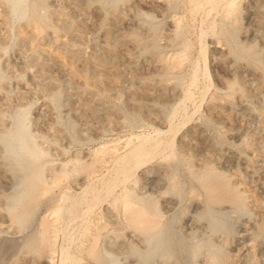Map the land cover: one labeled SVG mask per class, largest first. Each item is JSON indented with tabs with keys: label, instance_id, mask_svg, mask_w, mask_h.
<instances>
[{
	"label": "rangeland",
	"instance_id": "obj_1",
	"mask_svg": "<svg viewBox=\"0 0 264 264\" xmlns=\"http://www.w3.org/2000/svg\"><path fill=\"white\" fill-rule=\"evenodd\" d=\"M193 1L0 0V264H50L20 246L43 217L61 223L52 196L86 186L51 264H95L83 251L93 242L108 264H264V0L201 13ZM243 68L260 76L254 87ZM144 141L154 152L123 164ZM206 164L230 199L194 176ZM37 173L59 183L17 219ZM143 197L158 202L154 236L125 218Z\"/></svg>",
	"mask_w": 264,
	"mask_h": 264
},
{
	"label": "bare ground",
	"instance_id": "obj_2",
	"mask_svg": "<svg viewBox=\"0 0 264 264\" xmlns=\"http://www.w3.org/2000/svg\"><path fill=\"white\" fill-rule=\"evenodd\" d=\"M196 2V5H194V7L196 9H193L196 10V11H201V9L203 10L205 8V6H208V5H212L213 6H216L217 4H220L222 2H226L225 4L223 3V5H226V7L230 8L229 6H233V3H234V0H194ZM193 1V2H194ZM194 4V3H193ZM219 7V6H217ZM217 7H214V8H217ZM222 7H220L221 9ZM225 8V7H224ZM207 9V8H206ZM226 9V8H225ZM224 10V9H223ZM194 11V12H196ZM202 12V11H201ZM200 12V13H201ZM204 12V11H203ZM209 12V11H208ZM197 13V12H196ZM210 13V12H209ZM33 32L36 36V32L37 30L34 28L33 29ZM37 38V36L35 37ZM36 41V40H34ZM238 57V56H237ZM240 57V56H239ZM196 69L195 67L193 68V70ZM192 70V71H193ZM197 71V70H196ZM243 71L244 73L248 74L249 78H247L246 80V83H245V86L248 85L249 87H254L255 84L259 81V77L257 74L253 73L250 69H244L243 68ZM194 72V71H193ZM198 72V71H197ZM200 73V72H199ZM195 76H192V73H191V76L194 77L193 78V81L190 79V81H192L191 85L195 86L199 81H198V73H193ZM200 76V75H199ZM191 77V78H192ZM261 82V81H260ZM263 83V82H262ZM190 85V83H189ZM199 87V84L196 85ZM195 86V89H197ZM244 86V85H243ZM244 86V87H245ZM190 87V86H187L185 87L186 90L187 88ZM184 88V89H185ZM192 88V87H191ZM189 88V89H191ZM194 88V87H193ZM188 89V91H186V93L184 92L185 96L184 99L186 100L187 98H192L191 95L192 94V91H190ZM242 90V88H240ZM194 90V89H193ZM244 90V89H243ZM183 91V90H182ZM191 93H190V92ZM198 91V90H197ZM194 93H197L196 91ZM202 93V92H201ZM195 96V95H194ZM193 96V97H194ZM181 100V101H180ZM189 100V99H188ZM180 101V102H179ZM179 101H177V104L173 107V110H172V114L171 116H175L177 115L178 113L180 114V110H185V104H183V99H179ZM187 101V100H186ZM183 105H184V108L185 109H182L183 108ZM180 111V112H179ZM183 112V111H182ZM178 114V115H179ZM170 116V117H171ZM172 119V118H171ZM169 119V120H171ZM173 120V119H172ZM171 120V121H172ZM150 139V138H149ZM143 140V139H142ZM139 143V142H138ZM140 146L139 148H136L135 146V150L132 151L130 154H128L127 156H125L123 159H121V162L126 163L127 161H129V159L133 158V157H142L143 155L145 154H149L151 151L154 152V150H152L153 148H148V149H142V145L144 144H147V141L145 143L144 142H140ZM157 145V143H156ZM155 145V146H156ZM137 146V147H138ZM144 146H147V145H144ZM147 148V147H146ZM133 150V147L132 149ZM130 150V151H131ZM120 161V159H119ZM120 162V163H121ZM78 163V162H77ZM40 169V168H39ZM38 170V169H37ZM67 170V169H66ZM192 171V170H191ZM32 172H35V171H32ZM31 172V173H32ZM39 172V171H37ZM96 172V171H94ZM34 174V173H33ZM38 174V173H37ZM34 177L35 180H34V183L33 185L31 186L30 188V191H29V195H27V199H26V204H25V207L24 209H22V212H20L19 215H17V219L18 217L19 218H22V217H27V218H30L31 215L41 206L43 205V198L48 195L52 188L57 185L59 182H58V179H55L51 182H44L42 180H40V175L38 174ZM62 175H64V173H61ZM67 174V173H66ZM193 174V173H192ZM54 175V174H53ZM57 175V174H56ZM89 176V175H88ZM91 176V175H90ZM100 176V175H99ZM194 176H196V178L198 179V181H200L203 186L206 188V190L209 191V193L211 195H214L216 196V198H218L219 200H227L231 198V191L229 192L230 190V186H229V182L227 180V178L225 177V175L221 174V173H218L214 170V167H212V165H209V164H206L204 166V168L197 172ZM66 177V176H65ZM173 177V176H172ZM175 177V176H174ZM85 178V177H84ZM95 178V177H94ZM195 178V177H194ZM91 179V178H90ZM90 179H86L84 182H83V185L85 184L86 181L89 182ZM92 180V179H91ZM32 182V181H31ZM170 192L172 193H177L178 192V189H177V183H176V180L175 178H172L171 181H170ZM29 186V185H28ZM91 186V185H90ZM112 186V185H111ZM92 187V186H91ZM95 188L94 186L91 188L93 189ZM88 189V186H86L84 190V193H82V195H75L72 193L71 189H65L63 191H59L60 193L59 194H56L54 196H52L49 200H48V204L54 209V214L58 215L60 218H61V223L58 224L57 221H51L49 220L47 217H43V220L41 221L40 223V227L37 231H35L34 233L28 235L25 239V241L23 242V244L20 246V252L21 253H24V254H28V255H31V256H34L36 257L37 259L38 258H42L43 260L46 259L50 264L53 260V258L51 257L52 254L54 253L53 252V248L54 246H56V240H58V238L56 237V235L58 234V232H60V228H62L63 226L65 227L71 220H73L74 218H79L80 217V213H81V210H82V207L84 206L85 204V201H84V196L87 194H85V191ZM82 190V189H81ZM236 190V189H235ZM90 191V190H89ZM89 191H86V193H88ZM169 191V190H168ZM80 192V191H79ZM169 192V193H170ZM90 193V192H89ZM92 193V191H91ZM90 193V195H92ZM238 193V192H237ZM78 194V193H77ZM85 194V195H84ZM126 194V193H125ZM179 194V193H178ZM177 194V195H178ZM128 195V193H127ZM131 195V194H130ZM235 195V194H234ZM79 196H82V197H79ZM132 196V195H131ZM237 196V195H235ZM24 197V196H23ZM238 197V196H237ZM236 197V198H237ZM89 198V197H87ZM129 198V197H128ZM133 199H135L134 196L131 197ZM215 198V197H214ZM91 199V198H90ZM90 199H88V201H90ZM97 199V198H95ZM95 199L93 200L95 202ZM120 199H123V198H120ZM125 199V198H124ZM239 199V198H237ZM127 199H125L124 201H126ZM129 200V199H128ZM126 201L125 204H124V207L125 208V215L130 224V226L134 229H137L139 230L141 233H143L144 235H147V237L149 236H154L156 233L159 232L160 230V226H161V213L159 211V207H158V202L151 198V197H143V198H139V202L138 203H135L133 201ZM22 201V200H21ZM216 200H212V203H214ZM91 202V201H90ZM116 202V201H115ZM114 202V203H115ZM239 203V202H238ZM117 204V203H116ZM240 204V203H239ZM45 205V204H44ZM95 206V203L93 205V207ZM119 206V205H118ZM221 206V205H220ZM42 207V206H41ZM40 207V208H41ZM92 207V206H90ZM219 207V206H218ZM240 208V207H239ZM87 209V208H86ZM121 209V208H120ZM243 210V209H242ZM219 211V210H218ZM16 212V211H15ZM85 212V210H84ZM91 213V211H90ZM84 215V213H82ZM81 214V216H82ZM86 214V213H85ZM34 215V214H33ZM222 215V214H221ZM51 218V216H50ZM87 218V217H85ZM84 218V219H85ZM81 221V220H80ZM161 221V222H160ZM72 222H75V221H72ZM77 223V222H76ZM80 223V222H78ZM77 223V224H78ZM71 224V222H70ZM81 224V223H80ZM74 226V224H71ZM70 226V225H69ZM98 226V225H97ZM75 227V226H74ZM80 227V226H79ZM100 227V226H99ZM73 228V227H72ZM71 228V230H72ZM77 228V227H76ZM74 228V229H76ZM98 228H96L97 230ZM103 229V227H102ZM69 230V229H68ZM70 230V231H71ZM67 231V229H66ZM69 231V232H70ZM75 230H72L71 232H74ZM100 230L98 229V232ZM97 232V231H96ZM61 233V232H60ZM65 233V231H64ZM62 234V233H61ZM95 234V233H94ZM64 235V234H63ZM99 235V233H98ZM166 235V234H165ZM100 236V235H99ZM99 236H96L94 235L95 239ZM93 238V237H92ZM94 240V238H93ZM95 241V240H94ZM92 242V241H91ZM98 242V241H97ZM96 242V243H97ZM7 246V245H6ZM96 244L93 242L92 246H88V250H83V251H87L85 253H88L87 255H89L91 257V259H93L94 263L95 264H108L106 258L97 250L96 248ZM9 247V246H8ZM220 248V247H219ZM84 249V248H83ZM82 251V252H83ZM66 252V251H64ZM63 252V253H64ZM198 252V251H197ZM171 253V252H170ZM55 254V253H54ZM22 255V254H21ZM54 256V255H53ZM21 257V256H20ZM64 257L65 259H69L70 256L69 254H65L64 253ZM210 258L213 262L215 263H219L220 261H222L223 259H225V254H224V251L221 249H215V248H212V251H211V255H210ZM73 259V257H71V260ZM45 260V261H46ZM21 260H16L15 259V262L13 264H19ZM54 261V260H53ZM27 262V261H26ZM68 262V261H67ZM22 263V261H21ZM54 263V262H53ZM52 263V264H53ZM69 263V262H68ZM72 263V262H71ZM67 264V263H66Z\"/></svg>",
	"mask_w": 264,
	"mask_h": 264
}]
</instances>
